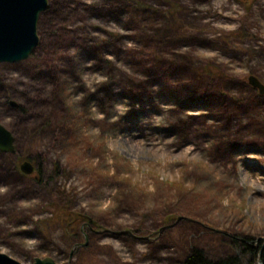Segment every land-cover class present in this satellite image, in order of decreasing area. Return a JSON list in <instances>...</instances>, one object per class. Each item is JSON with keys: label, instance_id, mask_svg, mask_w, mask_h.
I'll return each instance as SVG.
<instances>
[{"label": "rangeland", "instance_id": "374dc122", "mask_svg": "<svg viewBox=\"0 0 264 264\" xmlns=\"http://www.w3.org/2000/svg\"><path fill=\"white\" fill-rule=\"evenodd\" d=\"M36 29L26 59L0 63L3 153L42 164L39 182L0 177V252L181 264L196 247L249 264L238 240L264 237V93L247 80L264 85V0H47ZM167 81L183 96L222 88L232 115L178 105Z\"/></svg>", "mask_w": 264, "mask_h": 264}, {"label": "water", "instance_id": "95a60500", "mask_svg": "<svg viewBox=\"0 0 264 264\" xmlns=\"http://www.w3.org/2000/svg\"><path fill=\"white\" fill-rule=\"evenodd\" d=\"M47 0H0V63H14L26 59L39 42L37 21L39 14L46 9ZM248 83L264 93V85L256 76L249 75ZM13 136L11 132L0 124V151L12 152ZM25 174L33 171L29 161L19 165ZM179 217L177 218V220ZM124 232H129L124 230ZM115 233H120L115 232ZM264 240V237L262 238ZM0 264H22L16 259L0 252ZM33 264H56L50 257L35 258Z\"/></svg>", "mask_w": 264, "mask_h": 264}, {"label": "trees", "instance_id": "16d2710c", "mask_svg": "<svg viewBox=\"0 0 264 264\" xmlns=\"http://www.w3.org/2000/svg\"><path fill=\"white\" fill-rule=\"evenodd\" d=\"M135 13H133L132 17L130 18L131 22L135 23ZM139 27L136 26L133 27V30L135 31V34L140 36V38L143 36L138 29ZM172 29V28H171ZM145 37H147L148 39H150V37L148 35H146ZM177 36L173 37L172 39H176ZM139 41H142L144 43V40L141 38L139 39ZM40 48V45H38ZM154 56L156 58L157 55L154 53ZM174 64V63H173ZM170 69H173V65L171 64ZM165 72H161V74H159V77L161 76H165L167 74H164ZM196 76L194 77L196 78V81L199 82L198 84L204 83L205 85H207L209 82H214L215 77L217 74H214L213 72H211V70L208 68V66H204L201 69H197L196 70ZM205 73H207L209 79H207V82L204 81L203 76ZM137 87H144V84H136ZM166 85H168L167 87H165L166 91L174 96V101L178 104V105H183V103L185 101H194L196 99H203L206 101L211 100L212 103H214L217 107V111H220L221 114L223 115H227L228 118L232 115V113L227 109L228 107H226V100L224 101L223 97L225 96V93L223 92L224 90L220 87H218L216 89L217 94L212 93L210 94L209 92H207V89L205 88H200L197 89L195 88V90L193 92L187 93V94H183L180 92L179 88H176L175 85L177 84H170L168 83V81L166 82ZM199 86V85H198ZM206 87V86H205ZM139 90H136L135 93L133 91H131V89L129 90V92L131 93L129 96L131 98H139L141 100V95H143L144 93H146V91H143L144 89H140L138 87ZM233 99V98H230ZM260 146H262V143L259 144ZM264 146V144H263ZM16 152V151H15ZM14 152V153H15ZM7 155H11L10 153H3L0 151V156L4 157L3 159L0 160V177H4V176H9V174H13L15 176H25V177H29L32 181H40L41 177H42V164L38 161H36V167L34 169L33 172H31L28 175H24L19 168L20 162H22L24 159L30 160V161H34V159L28 155L26 156H20L19 154L15 155V160H10V158L7 157ZM76 219L79 218H73V222L76 221ZM82 220H84V218H82ZM91 224H97L95 221L94 222H90L89 224H87L84 228L88 229V231H91L92 228H90ZM93 226V225H92ZM98 227V226H97ZM77 233L81 234L82 231L80 228H77ZM233 242L237 243V240L233 239ZM75 243H77L75 241ZM238 243L240 244V246L242 247L241 251L243 252L242 255L245 256V258H247V260L249 261V264H264V240L263 239H259L258 242L257 241H253L252 237H248L246 236L243 240H238ZM81 250V254L83 253V251L85 250L84 247L80 248ZM87 250H90L87 249ZM241 257L237 256V255H231L228 256L226 258H218V259H212L208 256H206L203 252V250L198 249L196 247H193L190 252L188 254H186V256L184 257L183 261L181 264H240L241 262Z\"/></svg>", "mask_w": 264, "mask_h": 264}]
</instances>
